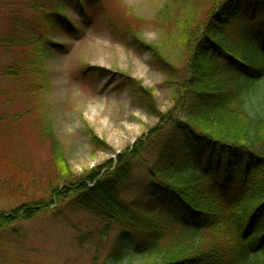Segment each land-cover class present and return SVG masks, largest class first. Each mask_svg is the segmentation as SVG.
Returning a JSON list of instances; mask_svg holds the SVG:
<instances>
[{
    "label": "trees",
    "instance_id": "obj_1",
    "mask_svg": "<svg viewBox=\"0 0 264 264\" xmlns=\"http://www.w3.org/2000/svg\"><path fill=\"white\" fill-rule=\"evenodd\" d=\"M110 1L13 0L7 13L0 10V50L15 56L0 73L14 79L26 113L45 110L37 97L44 89L43 61L54 50L66 51L65 43L50 38L58 29L79 32L67 9H81L82 18L91 9L106 13L115 36L151 54L175 91L172 108L162 112L153 89L122 74L117 87H128L132 103L158 122L122 154L80 174L44 122L48 168L21 181L17 173L0 177V201L11 204L0 212V241L40 215L61 221L86 212L118 230L109 253L113 264L138 255L145 264H264V0H212L207 19L195 26L179 16L180 66L166 48L111 17ZM193 1L169 0L160 13L181 14ZM96 70L102 78L116 76ZM138 174L142 191L128 201L121 192L134 189L129 185Z\"/></svg>",
    "mask_w": 264,
    "mask_h": 264
},
{
    "label": "rangeland",
    "instance_id": "obj_2",
    "mask_svg": "<svg viewBox=\"0 0 264 264\" xmlns=\"http://www.w3.org/2000/svg\"><path fill=\"white\" fill-rule=\"evenodd\" d=\"M168 2L113 0L106 8L111 17L123 18V24L137 30L148 44L156 43L166 48L168 59L180 66L184 55L183 49L176 44L177 19L180 16L179 21L189 20L192 26L203 23L212 0H194L185 12L179 14L176 9L167 18L160 11ZM9 3L13 0H0L3 14L7 13ZM67 15L79 32L70 34L67 29H58L50 38L65 43L66 51L54 50L43 61L44 89L37 97L45 110L39 108L34 113H26L27 108L14 79L0 73L1 178L5 174L17 173L16 180L21 181L24 176L48 168L51 151L50 142L41 136L44 122H49L78 174L116 158L127 146L133 145L143 132L158 122V118L132 103L128 87H117L122 74L131 75L153 89L162 112L172 108L175 91L167 86L166 74L152 65L149 52L137 50L129 38L114 35L106 13L90 9L88 17L82 18V10L73 7L67 9ZM4 27L0 15V35ZM14 56L0 50V71L13 62ZM87 64L89 68H86ZM97 67L110 70L116 76L102 78ZM262 82L259 87L264 88V80ZM17 111L23 112L19 120L14 121ZM90 134L103 141L106 147L91 144ZM139 176H134L129 185L134 189L121 192L128 201L140 196L145 180ZM10 205L0 201V212L9 211ZM21 226L17 233L10 232L0 241V264H113L109 253L118 230L107 229L90 213L82 212L61 221L40 215ZM145 262L147 259L138 255L126 263Z\"/></svg>",
    "mask_w": 264,
    "mask_h": 264
}]
</instances>
